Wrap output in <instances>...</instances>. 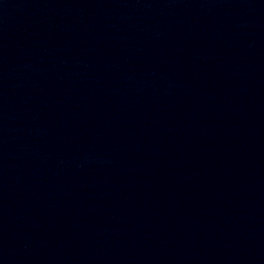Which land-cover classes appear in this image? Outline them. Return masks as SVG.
I'll return each instance as SVG.
<instances>
[{"label": "water", "instance_id": "obj_1", "mask_svg": "<svg viewBox=\"0 0 264 264\" xmlns=\"http://www.w3.org/2000/svg\"><path fill=\"white\" fill-rule=\"evenodd\" d=\"M0 264H264V0H0Z\"/></svg>", "mask_w": 264, "mask_h": 264}]
</instances>
